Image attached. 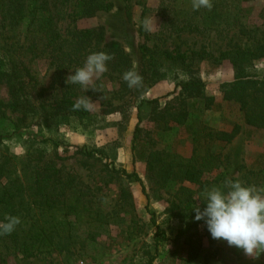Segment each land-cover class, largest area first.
Here are the masks:
<instances>
[{"label":"trees","instance_id":"16d2710c","mask_svg":"<svg viewBox=\"0 0 264 264\" xmlns=\"http://www.w3.org/2000/svg\"><path fill=\"white\" fill-rule=\"evenodd\" d=\"M0 0V28L11 34L12 42L0 45V84L4 83L8 90L7 107L17 113V129H28L34 123L48 120H65L69 117L80 120L88 119L90 111L83 109L73 111L76 98L89 94L79 84H68L66 78L73 69L83 66L86 57L93 52L104 51L114 55L107 62L108 71L102 78L112 85H117L123 103L114 109L123 110L131 100L137 102L138 124L133 141L134 161L147 164L149 179L156 180L157 186L166 188L173 181L190 183L206 188L203 177L221 166L220 157L209 151L203 157L194 151L190 158L150 149L149 141L141 139L144 112L149 110V120L158 128L167 130L170 126L182 127L189 121L196 106L201 110H209L216 105L217 98L206 92V85L201 77L200 65L203 62L217 67L223 60L229 61L234 68V80L221 86L222 100L233 105L243 113L247 126L264 130V76L253 74L255 62L264 59V32L258 28L248 27L242 21L241 5L252 0H212L213 7L194 10L193 7L177 8L172 2L162 0L156 9L161 19L159 32L148 34L144 27L141 33L145 42L141 46L142 65L140 75L143 85L129 88L122 79L123 73L131 69L128 54L117 42H105L104 32L100 30H79L75 23L81 19L91 18L100 10H108L111 4L105 0ZM129 17L132 16L134 0H123ZM150 9L145 8L146 13ZM71 20L68 27L64 22ZM264 25V9L260 13ZM239 27L237 40L230 49L219 57L205 49L200 51L171 50L167 40L173 35L203 34L217 31L221 37H227L232 30ZM24 31L21 42L19 36ZM10 39V38H8ZM14 41V42H13ZM32 55L34 59L49 61L54 68L50 88L41 85L32 73L24 58ZM255 71V70H254ZM171 79L175 91L174 97L160 108V99H146L143 95L158 81ZM53 91V101L47 97ZM130 95V99L125 96ZM134 97V98H131ZM126 119V114L123 115ZM236 125L231 132H215L203 128L202 136L208 140L207 146L216 140L230 143L240 133ZM6 137L0 135V149ZM196 143L199 140L194 139ZM23 159L6 154L0 150V221L5 214L17 216L21 224L10 235L0 236V260L4 263L9 254H19L25 258H33L53 246L61 239L60 228H66L76 220L81 223L84 216L92 214L94 200L90 190L85 187L81 178L74 172L58 167L54 159L42 146L50 139L31 141ZM79 154L87 158L108 157L103 150L86 151L82 148ZM97 160V159H95ZM98 161V160H97ZM86 165V163H84ZM102 168L112 176H123L145 186L136 174L128 173L112 167L111 163H102ZM257 169L251 168L250 175H260ZM178 213H172L181 223L174 241L178 242L175 256L187 263L198 260L203 253V236L208 237V259L220 253V247L211 237L203 220H195L193 206H196V192L181 186ZM56 213L64 219L58 221ZM200 230L204 235H197ZM183 241L181 242V240ZM169 239L164 237L160 228L156 233L157 244ZM60 243V241L58 242ZM6 249V251H4ZM9 250V251H8ZM154 255L145 264H154Z\"/></svg>","mask_w":264,"mask_h":264},{"label":"rangeland","instance_id":"374dc122","mask_svg":"<svg viewBox=\"0 0 264 264\" xmlns=\"http://www.w3.org/2000/svg\"><path fill=\"white\" fill-rule=\"evenodd\" d=\"M174 1V7L177 8L192 6V0ZM161 2L162 0H134L132 16L129 17L123 0H105L106 4H111L108 10H100L91 18L81 19L75 26L79 30L102 29L105 42L119 43L128 54L131 67L135 66L140 74L141 46L145 42L140 30L144 27L145 18H155L157 26L147 33L155 35L159 32L161 19L156 9ZM74 3L76 0L72 1V4ZM145 8L150 11L143 15ZM241 9L244 24L264 32L263 21L260 19L264 0L249 1L241 5ZM70 23L71 20L68 19L63 27H68ZM239 32L240 28L237 27L227 37H221L217 31L196 35H173L167 40V45L171 50L177 49L181 52L205 49L219 57L230 49ZM19 39L23 41L24 31ZM7 42L11 44V34L3 32L0 28V45ZM24 61L41 85L50 88L54 68L50 67L49 61L41 57L34 59L31 54L27 55ZM254 70L252 72L257 77L264 76V59L255 62ZM71 74H74L73 69L68 76ZM198 75L206 85L207 94L217 98L216 105L205 111L197 106L190 107L192 113L186 125H173L167 130H162L151 122L147 110L140 124L141 139L144 142L149 141L153 151H164L183 158H190L196 148L200 157L207 151L217 154L221 166L204 175L203 181L207 188L220 186L226 179L240 180L245 185H254L258 189L264 187V130L247 126L243 113L222 100L221 86L234 80L233 65L227 60H223L217 67L203 62ZM94 85L98 91L91 89L89 94L83 95L96 102L84 124L69 117L66 121H39L28 129H17L19 115L12 113L7 107L10 101L8 90L4 83L0 84V135L6 137L0 150L21 160L33 139H50V142L42 145L50 154L49 157L55 160L58 167L76 173L90 190L94 200L92 214L84 216L83 221L77 225L73 219L66 228H60L61 239L53 246L33 258L9 254L3 264H145L154 255H157L154 264H264V253L253 260L222 240H215L220 247V253L215 258L208 259L209 241L203 230L197 234L204 235V250L198 260L187 263L175 256L179 243L173 239L182 226L172 214L179 212L173 205H179L183 199L178 190L184 186L196 192V206L201 210L206 207L203 191L197 185L180 181H173L166 188L158 187L155 179L151 181L146 162L134 161L132 151L135 129L139 122L138 109L135 107L137 102L131 100L122 111H116L114 108L123 103V99L119 100L121 94H117L119 87L102 77L95 80ZM174 91L175 84L171 79L161 80L143 96L146 99L159 98L160 108H163L167 101L174 97L169 96ZM83 96L76 98V102ZM47 99L53 101V91L48 94ZM125 99H130V95L125 96ZM236 125H239L241 130L230 143L216 140L208 147V140L201 134L203 128L215 132H231ZM195 137L199 140L198 143L194 141ZM82 148L86 151L103 150L108 159L102 160L98 156L87 158L79 154ZM102 163H111L116 169L138 174L144 183L145 192L143 186L133 180L108 174L101 167ZM251 168L257 169L261 174L250 175ZM56 219L61 221L64 216L56 213ZM158 228L169 241L157 244Z\"/></svg>","mask_w":264,"mask_h":264},{"label":"clouds","instance_id":"9594fccd","mask_svg":"<svg viewBox=\"0 0 264 264\" xmlns=\"http://www.w3.org/2000/svg\"><path fill=\"white\" fill-rule=\"evenodd\" d=\"M194 10L205 8L211 10L212 0H192ZM145 31L151 32L157 26L155 18H145ZM114 55L104 51L89 54L83 66L75 69L74 74L66 78L68 84H79L85 91H98L94 81L100 79L108 71L107 62ZM122 79L129 88L143 85V77L133 66L123 73ZM96 102L90 97H80L72 110H92ZM203 202L206 207L201 210L193 206L195 220H203L211 237L226 241L228 246L235 247L246 257L258 259L264 253V187L245 185L240 180L226 179L222 185H213L203 190ZM21 224L17 216L5 214L0 221V236L10 235Z\"/></svg>","mask_w":264,"mask_h":264}]
</instances>
